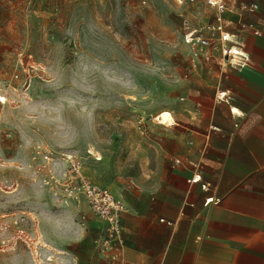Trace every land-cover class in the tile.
<instances>
[{"label": "rangeland", "instance_id": "374dc122", "mask_svg": "<svg viewBox=\"0 0 264 264\" xmlns=\"http://www.w3.org/2000/svg\"><path fill=\"white\" fill-rule=\"evenodd\" d=\"M203 2L0 0V264L70 256L56 229L84 226L88 206L62 196L59 156H101L86 170L123 195L169 162L158 142L170 128L155 118L188 125L187 96L220 78L182 38L186 20L211 18Z\"/></svg>", "mask_w": 264, "mask_h": 264}, {"label": "crops", "instance_id": "0c3cea01", "mask_svg": "<svg viewBox=\"0 0 264 264\" xmlns=\"http://www.w3.org/2000/svg\"><path fill=\"white\" fill-rule=\"evenodd\" d=\"M203 1L212 15L204 25H223L243 45L234 61L211 48L198 57L191 52L219 80L209 94L195 87L186 99L188 125L177 118L159 138L169 162L153 163L148 179L124 195L112 189L127 206L123 255L135 264H264V0H225L221 20ZM242 2L259 8L242 11ZM223 92L231 98L220 99ZM175 158L199 168H173ZM197 172L203 181L190 182ZM209 197L219 202L205 204ZM83 214L84 226L76 223L71 234L58 225V247L70 255L63 252L59 262L113 264L96 249L103 224L86 206Z\"/></svg>", "mask_w": 264, "mask_h": 264}, {"label": "built area", "instance_id": "2783aa9c", "mask_svg": "<svg viewBox=\"0 0 264 264\" xmlns=\"http://www.w3.org/2000/svg\"><path fill=\"white\" fill-rule=\"evenodd\" d=\"M192 2L194 0H191ZM207 4L217 11L216 17L221 20L220 11L226 8L225 0H207ZM259 8L255 2H242L240 9L248 13H254ZM182 38L194 54L198 57L199 54H205L206 49L211 48L213 51H220L222 56L234 61L235 56H232L234 49L242 46L243 43L227 31L223 25L205 24L204 26H196L192 22L186 20L182 26ZM241 29L251 30L255 35H259L260 31L255 28L252 23H242ZM239 53V52H238ZM247 57H245V60ZM219 97V96H218ZM220 99L228 100L231 98L230 94L221 93ZM88 158L96 161H101V156H96L88 152ZM49 156H46L48 158ZM48 158L49 160L53 158ZM62 161L69 164L68 169H61L58 183L65 194L62 196L71 197L69 199L80 200L83 198L88 206L89 211L103 224L101 236L96 241V249L100 254L105 256L113 264H135L128 261L123 255L124 237L122 226V214L127 211L126 204L116 197L112 189L108 186L97 183L86 170L85 157H76L73 154H63L59 156ZM100 163V162H98ZM173 168L180 167L186 164L189 167L199 168L195 161L189 159L183 161L180 158H175L172 161ZM192 183L202 182L203 176L197 172L188 179ZM205 187H207L205 185ZM219 199L209 197L205 204ZM82 223L86 221V215L81 216Z\"/></svg>", "mask_w": 264, "mask_h": 264}, {"label": "bare ground", "instance_id": "6f19581e", "mask_svg": "<svg viewBox=\"0 0 264 264\" xmlns=\"http://www.w3.org/2000/svg\"><path fill=\"white\" fill-rule=\"evenodd\" d=\"M238 51V50H237ZM238 52H236V50L234 49V52L232 53V56L235 54H237ZM0 99H3L5 101H7V99L5 98V96H1L0 95ZM165 115H169L171 117V120L168 121V120H165L163 117ZM155 119H158L160 123H162L164 126L166 127H170V126H173L176 124V120L174 118V116L172 115V113L168 110H163L159 113V115L155 118Z\"/></svg>", "mask_w": 264, "mask_h": 264}, {"label": "snow or ice", "instance_id": "6c2138e0", "mask_svg": "<svg viewBox=\"0 0 264 264\" xmlns=\"http://www.w3.org/2000/svg\"><path fill=\"white\" fill-rule=\"evenodd\" d=\"M163 118H164L165 120H168V121L171 120V117H170L169 115H165Z\"/></svg>", "mask_w": 264, "mask_h": 264}]
</instances>
